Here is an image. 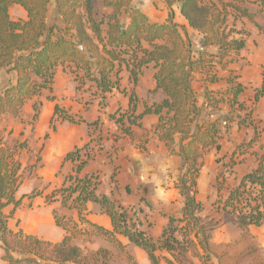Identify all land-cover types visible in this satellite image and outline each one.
I'll list each match as a JSON object with an SVG mask.
<instances>
[{"label": "trees", "instance_id": "1", "mask_svg": "<svg viewBox=\"0 0 264 264\" xmlns=\"http://www.w3.org/2000/svg\"><path fill=\"white\" fill-rule=\"evenodd\" d=\"M159 1L170 9L178 5L190 28L202 35V48L216 47L218 53L202 51L196 55L184 27L173 21L164 24L150 22L141 10L132 6V0H55V12L65 25L62 29L48 22L51 0H0V71L10 70L17 74L16 85L0 92V123L6 115L18 116L25 104L43 91H52L59 66L73 65L77 89L80 90L82 84H94L105 99L106 94L119 84L124 69L130 72L136 83L142 69L154 64L157 90H161L164 96L153 107L147 108L145 114L158 116L155 134L168 146L174 144L176 137L181 138L180 154L184 161L183 173L176 184L184 198L182 217L171 218L162 237L154 241L140 230L133 209L96 195L100 183L97 175L81 177L86 164L95 156L94 146L101 141L100 137L91 138L84 147L65 157L64 162L75 165L74 174L69 175L64 186L54 190L46 199L48 203L60 200L63 206L80 212L79 223H71L55 215L56 224L65 230L66 237L61 243L53 244L8 228L10 216L5 215L4 209L12 205L16 210L22 203L15 197L23 178L17 155L26 145L7 147L0 136V246L5 251L6 264H110L116 259L110 251L99 250L83 256L73 244L82 238L91 241L98 236L105 237L116 246L117 258L126 253L118 241V236H125L147 252L152 264H161V260L168 264H188L191 252L206 264L211 255L217 253L210 245L211 231L216 226L232 222L247 230L264 225V141L258 154L257 168L245 175L225 199L220 198L214 204L215 212L222 214L223 220L213 222L202 216L204 205L197 200V194L204 156L211 148L220 149L223 129L229 130L236 119V111L246 109L238 101L243 88L234 71L230 70L228 88L224 93L217 96L206 93L203 108L198 106V98L192 89L198 72L204 75L206 82H217V69L225 70L230 64H235L245 48L250 33L229 27L230 12L234 13L235 19L242 16L255 23L258 16L264 18V0ZM247 3L257 5L258 12L250 13L245 7ZM14 5L25 10L26 19H12L10 8ZM105 8L113 12L108 14ZM124 16L129 20L126 26L122 24ZM146 44L148 48H145ZM79 72L83 75L80 76ZM261 93L256 95V100ZM225 102L232 108L229 114L215 121L206 119L218 115ZM135 106L132 99L131 109L114 117L127 136L132 135L131 128L138 124L140 118L134 115ZM251 114L243 115L238 124L254 127ZM55 116L51 122L52 130H56V125L61 122H83L58 105ZM258 138L256 134L253 140L238 147L232 157L231 168L238 164L236 160L248 153ZM39 194L34 192L30 198ZM90 201L102 205L112 220L113 230L88 222L86 204ZM162 252H167L172 260L160 257ZM256 252L248 250L235 256L233 264H240ZM127 260L132 262L130 257Z\"/></svg>", "mask_w": 264, "mask_h": 264}, {"label": "crops", "instance_id": "2", "mask_svg": "<svg viewBox=\"0 0 264 264\" xmlns=\"http://www.w3.org/2000/svg\"><path fill=\"white\" fill-rule=\"evenodd\" d=\"M132 6L141 10L152 23L164 24L173 21L184 27L196 55L202 51L218 53L216 47L202 48V35L190 28L178 5L170 9L166 3L159 0H132ZM245 7L253 14L259 9L257 5L249 3ZM104 11L108 14L113 12L110 8H105ZM230 13L229 27L238 32L250 33L238 61L230 64L225 70L218 68V81L215 83L206 82L204 75L199 72L192 83L198 106L201 108L205 105L207 92L217 96L227 90L230 70L238 76L243 88L238 101L246 110L236 111V119L229 130L223 129L219 141L220 149L211 148L206 153L198 178L197 200L204 205L202 216L205 220L213 222L224 218L222 214L215 212L214 204L220 198L225 199L245 175L257 168L258 154L264 141V18L258 16L253 23L242 16L235 19L234 13ZM10 15L15 20L27 18L25 10L18 5L10 8ZM128 21L127 17L122 18L124 26ZM48 22L56 25L58 29L65 26L55 12V0H51L49 4ZM145 48H148L147 44ZM93 69L97 70L95 62ZM74 70L71 64L59 66L54 76L52 91L45 90L40 96L28 101L18 116L6 115L2 118L0 136L4 145L10 148L22 143L26 145L17 155L23 178L15 197L16 200H22V203L16 210L12 205L4 209L5 215L10 216L8 228L12 231L21 230L27 235L53 244L64 240L66 232L57 226L55 215L65 221L79 223L80 212L63 206L60 200L48 203L46 199L54 190L64 186L69 175L74 174L75 165L72 162H64L68 153L84 147L96 136L100 137L101 141L98 146L93 145L95 156L86 164L81 177L97 175L100 183L96 195L108 197L127 209H133L139 220L140 230L157 241L162 237L171 218L182 217L184 198L176 184L183 173L184 161L180 154L181 138L176 137L174 144L168 146L155 134L159 123L158 116L145 114L147 108L153 107L164 96L161 90H157L154 64L142 69L136 83L131 79L130 72L124 69L120 74L119 84L111 93L106 94L105 99H102L94 84L88 83L85 88L78 90ZM79 75L82 76L83 73L79 72ZM16 82L15 71H0V92L15 86ZM87 90L91 95H88ZM260 92L262 93L256 100V95ZM132 99L136 104L134 115L140 118L137 120L138 124L131 128L132 135L127 136L122 133L114 117L118 113L129 111ZM86 101H90L88 105L85 104ZM56 105L69 115L81 118L83 122H61L56 130H52L51 122L56 118ZM220 109L218 115L206 119L215 121L232 111L226 102ZM247 112H252L254 127L238 124ZM256 134L259 135L257 142L246 155L238 160L235 156L238 164L226 174L238 147L253 140ZM32 167L33 171L26 175ZM223 172L227 177L226 181L220 184L219 177ZM25 185L29 187V191H24ZM39 190L43 191L41 195L30 198ZM86 219L105 230H113L110 216L97 202L90 201L86 204ZM118 241L126 249V253L119 258L116 246L105 237H93L91 241L82 238L73 244L80 249L83 256L99 250L110 251L116 256L110 264H152L142 247L132 243L125 236H118ZM210 245L217 253L211 255L206 264H233L232 259L235 256L245 254L248 250L257 252L246 257L240 264H264V225L252 226L247 230L232 222L216 226L211 231ZM197 252L202 253L201 250ZM159 256L172 260L167 252L159 253ZM4 257L5 251L0 246V264H6ZM127 257H130L132 262L128 261ZM189 261L188 264H203L200 258L194 257L193 252L189 254ZM161 264L168 263L161 260Z\"/></svg>", "mask_w": 264, "mask_h": 264}, {"label": "rangeland", "instance_id": "3", "mask_svg": "<svg viewBox=\"0 0 264 264\" xmlns=\"http://www.w3.org/2000/svg\"><path fill=\"white\" fill-rule=\"evenodd\" d=\"M12 19H13V18H12ZM14 20H15V19H14ZM17 20H19V19H17ZM81 86H82V87H80V90H82L83 88H85V86H87V84H86L85 86L82 84ZM87 91H88V90H87ZM88 93H89V91H88ZM88 95H91V93H89ZM89 102H90V101H86L85 104L88 105ZM59 124H60V123H59ZM80 124H81V123H80ZM57 126H58V124L56 125V127H57ZM94 138H97V137L95 136ZM9 140H10V139H9ZM11 140H12V139H11ZM22 144L24 145L25 143H22ZM34 166H36V165H34ZM33 168H34V167L29 168L28 171H27L25 174H26V175H27V174H30V173L33 171ZM228 169H229V170H228ZM228 169L226 170V174L230 173V169H232V168H231V164H230V168H228ZM226 174H224V172H223L222 174H220V177H219V179H220V182H219V183H220V184L222 183V181H226V177H227ZM23 189H24V191H29V190H30L29 187L26 186V185L23 186ZM42 190H44V189H42ZM42 190H39V193H40L39 195L42 194V192H43ZM31 194H32V191H30L29 195H31ZM39 195H38V196H39Z\"/></svg>", "mask_w": 264, "mask_h": 264}, {"label": "water", "instance_id": "4", "mask_svg": "<svg viewBox=\"0 0 264 264\" xmlns=\"http://www.w3.org/2000/svg\"><path fill=\"white\" fill-rule=\"evenodd\" d=\"M80 49L83 51L84 49H83V47H80Z\"/></svg>", "mask_w": 264, "mask_h": 264}, {"label": "built area", "instance_id": "5", "mask_svg": "<svg viewBox=\"0 0 264 264\" xmlns=\"http://www.w3.org/2000/svg\"><path fill=\"white\" fill-rule=\"evenodd\" d=\"M96 145V144H95ZM96 147V146H95Z\"/></svg>", "mask_w": 264, "mask_h": 264}]
</instances>
